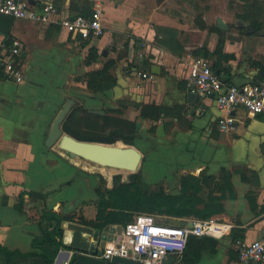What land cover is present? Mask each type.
Returning a JSON list of instances; mask_svg holds the SVG:
<instances>
[{
	"label": "crops",
	"instance_id": "crops-1",
	"mask_svg": "<svg viewBox=\"0 0 264 264\" xmlns=\"http://www.w3.org/2000/svg\"><path fill=\"white\" fill-rule=\"evenodd\" d=\"M53 1L57 18L91 14L99 6L103 34L98 40H85L57 22L0 15V54L15 38L25 44L20 57L23 81L8 79L0 70V244L30 251L33 239L42 235L41 222L45 226L43 210L77 212L88 220L96 216L100 176L81 158L65 154L58 143L46 146L56 115L72 97L83 110L101 109L103 116L141 121L134 144L143 155V180L161 184L168 193L179 192L180 178L186 174L203 180L219 177L223 167L255 172L257 179L250 181L233 173L237 197L225 200V212L214 217L231 221L242 236L259 238L264 229V114L239 107L237 129L220 131L217 119L223 111L215 99L197 92L199 99H189L193 92L186 85L190 64L200 57L193 51L206 45L213 52L221 36L223 55L207 58L212 65L221 61L220 77L239 85L264 79V27L254 31L251 26L264 21V0H199V7L186 0ZM198 10L204 26L195 22ZM218 18L228 25L226 30L217 26ZM92 46L99 57L86 63ZM109 59L115 61L111 72L116 86L91 92L84 74L101 69ZM138 70L155 76L142 79ZM250 190L255 210L247 198ZM21 193H26L23 210L16 206ZM119 226L109 225L103 233ZM67 250L60 247L53 264H69L72 256ZM235 259L231 235L219 239L216 251L203 252L195 264H234ZM0 262L6 264L3 258ZM30 263L19 257L14 264Z\"/></svg>",
	"mask_w": 264,
	"mask_h": 264
},
{
	"label": "trees",
	"instance_id": "trees-1",
	"mask_svg": "<svg viewBox=\"0 0 264 264\" xmlns=\"http://www.w3.org/2000/svg\"><path fill=\"white\" fill-rule=\"evenodd\" d=\"M251 26L254 31H257L264 27V21L259 23L252 22ZM223 46L224 38L221 36L213 52L205 45L196 49L193 53L200 57L213 58L215 55H223ZM89 53L86 63H90L91 60H97L99 57L97 47H90ZM224 57L234 56L224 54ZM253 64L262 65L261 62ZM114 66L115 61L109 59L101 69L85 73L88 89L97 93L114 88L117 84V78L111 72ZM212 67L218 74L223 70L220 60L215 61ZM261 67L263 69L264 65ZM225 82L229 83L228 81ZM108 112L119 113L120 110L110 109ZM153 118L158 120L159 115H155ZM62 128L64 132L71 134L77 139L110 144L123 141L132 145L136 134L135 122L119 116H103L90 113L88 110H83L81 105L74 107L70 116L63 122ZM262 150L264 152V144ZM234 172H240L243 180L246 181H250L251 177L253 179L258 177L255 172L250 171L246 174L242 169L228 170L224 167L219 177L205 176L203 180L200 176L186 174L180 178L179 192L172 194L168 193L161 184L154 186L144 181L141 171L131 173L129 179L125 181L121 180V176H119L112 187L99 186L97 188L99 198L96 203L97 213L95 218L88 220L80 216L78 222L103 231L109 225L124 226L133 221L139 213H150L157 215L159 218L160 216L167 217V223L172 225H174L172 223L174 219H209L225 212V200L237 197L232 181ZM205 190L207 192L206 195H204ZM25 194H20L19 202L16 205L20 210H23ZM31 195L38 196L36 193ZM40 196L43 195L40 194ZM247 198L251 208L255 210L257 204L254 191L250 190L247 193ZM42 219L45 222V226L41 222L42 235L33 239L30 251L11 250L0 244V259L3 258L6 264H14L19 257L31 259L30 264H53L60 247L67 248L62 241L63 229L61 228V223L63 220L74 221V218L53 210H43ZM241 236L238 230L234 228L232 239L234 240L236 237ZM218 243L219 240L214 237L191 235L184 251L183 262L185 264H195L201 259L203 252H215ZM73 262L74 258L69 264H73Z\"/></svg>",
	"mask_w": 264,
	"mask_h": 264
},
{
	"label": "built area",
	"instance_id": "built-area-1",
	"mask_svg": "<svg viewBox=\"0 0 264 264\" xmlns=\"http://www.w3.org/2000/svg\"><path fill=\"white\" fill-rule=\"evenodd\" d=\"M0 0V15L16 19L41 22H57L85 40H98L103 34L101 17L103 10L98 6L89 15L64 16L57 18L59 10L53 0ZM24 42L15 38L0 54V70L8 79L21 82L24 71L20 64ZM142 79H153L155 73L137 71ZM186 89L215 99L223 114L217 119L220 131H235L238 126L235 110L245 108L253 115L264 114V79L239 85L225 82L205 57H195L190 64ZM186 224L172 225L159 220L150 213H139L133 221L119 226L108 244L96 256L111 259L113 256L133 258L141 264H164L173 256L171 264H181L184 251L191 235L210 236L222 239L231 236L235 225L228 220L215 217L209 219L188 218ZM104 231V230H103ZM236 253L234 264H264V229L259 238L245 236L233 240Z\"/></svg>",
	"mask_w": 264,
	"mask_h": 264
},
{
	"label": "water",
	"instance_id": "water-1",
	"mask_svg": "<svg viewBox=\"0 0 264 264\" xmlns=\"http://www.w3.org/2000/svg\"><path fill=\"white\" fill-rule=\"evenodd\" d=\"M31 3H34V1L32 0ZM217 26L222 30L228 28L222 18L217 19ZM152 71L155 72V65H153ZM189 99H199V95L189 93ZM78 104L79 100L72 97L61 108L47 135L46 146L52 147L58 143L65 154L70 157H79L104 167L118 168L133 173L137 172L142 163L143 155L135 144L129 145L121 142L120 145L118 144L119 142L110 144L80 140L63 131L62 123ZM88 111L99 115L105 114V111L101 109H88ZM140 127L141 121H138L136 130L138 131ZM157 133L160 136L164 134L163 125L158 127ZM61 228L63 229L62 241L68 248L67 255L71 254L72 259L74 258L73 264H141L136 259L117 255L111 259H103L96 256L103 236V231L100 229L73 220H63ZM173 260V256H168L164 264H171Z\"/></svg>",
	"mask_w": 264,
	"mask_h": 264
},
{
	"label": "rangeland",
	"instance_id": "rangeland-1",
	"mask_svg": "<svg viewBox=\"0 0 264 264\" xmlns=\"http://www.w3.org/2000/svg\"><path fill=\"white\" fill-rule=\"evenodd\" d=\"M186 1H190L194 6L197 5L199 7V0H186ZM198 9V8H197ZM201 13L199 10L198 12H196V24L200 25V26H204L203 22V18L201 17ZM82 163L88 164L90 166H92V171H94L97 175L100 176V185L99 186H103V187H109L110 185H114L116 178H118L119 176H121V180L125 181L129 179V175L133 172H129L126 170H122V169H118V168H111V167H104L98 164H95L93 162L87 161L85 159L82 160ZM141 167V166H140ZM138 168L137 172L141 171V168ZM155 186V185H154ZM70 216L74 217H79L77 215V212H75L74 214H71ZM80 218V217H79ZM161 221L167 222V217L164 216H160ZM172 223L175 225H181L184 226L186 224L185 220L182 219H174L172 221ZM117 231V229H109L106 230L103 233V236L101 238V242L99 244V248L102 249L105 245L106 240H110L112 239V235L114 234V232ZM181 264H185L183 262V259L181 261Z\"/></svg>",
	"mask_w": 264,
	"mask_h": 264
},
{
	"label": "bare ground",
	"instance_id": "bare-ground-1",
	"mask_svg": "<svg viewBox=\"0 0 264 264\" xmlns=\"http://www.w3.org/2000/svg\"><path fill=\"white\" fill-rule=\"evenodd\" d=\"M118 144H120L121 145V143H118ZM112 168V167H111Z\"/></svg>",
	"mask_w": 264,
	"mask_h": 264
}]
</instances>
